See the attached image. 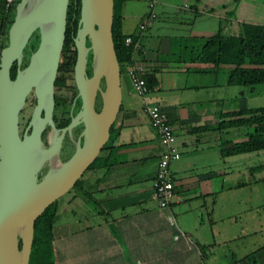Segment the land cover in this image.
<instances>
[{
	"label": "crops",
	"instance_id": "0c3cea01",
	"mask_svg": "<svg viewBox=\"0 0 264 264\" xmlns=\"http://www.w3.org/2000/svg\"><path fill=\"white\" fill-rule=\"evenodd\" d=\"M235 5L242 15L231 12ZM149 13L153 18L137 37ZM117 14L121 34L139 43L138 59L152 85L141 97L126 68L120 73L112 139L99 165L81 178L94 201L77 190L69 211L58 207L53 264H264V215L258 211L264 168L253 169L264 162L246 161L240 171L233 160L225 165L240 154L221 156L219 149L242 139L235 129L217 127L222 113L251 108L236 102L252 92L231 90L229 66L215 70L189 60L217 30L226 35L239 22L264 24V0H125ZM143 102L165 112L180 153L168 163L173 197L164 209L151 191L161 147ZM238 189L244 192L239 200Z\"/></svg>",
	"mask_w": 264,
	"mask_h": 264
},
{
	"label": "water",
	"instance_id": "95a60500",
	"mask_svg": "<svg viewBox=\"0 0 264 264\" xmlns=\"http://www.w3.org/2000/svg\"><path fill=\"white\" fill-rule=\"evenodd\" d=\"M67 4L68 0H18L0 48V264H27L34 220L72 188L93 162L108 139L120 105V69L111 40L112 0H79L72 37V78L79 105L66 126L53 127V83L64 42ZM33 32L36 46L20 68ZM12 64L15 71L10 78ZM29 93L34 105L19 134L18 115ZM77 125L81 130L72 142L71 154L58 160L63 133L70 136V129ZM45 127L49 132L44 146L40 135Z\"/></svg>",
	"mask_w": 264,
	"mask_h": 264
},
{
	"label": "trees",
	"instance_id": "16d2710c",
	"mask_svg": "<svg viewBox=\"0 0 264 264\" xmlns=\"http://www.w3.org/2000/svg\"><path fill=\"white\" fill-rule=\"evenodd\" d=\"M18 0H12L11 6L4 8L5 0H0V37L3 38L1 47L6 42V30L13 16V7ZM125 0H112V23H111V40L116 61L119 65L120 73L123 68L132 64L133 61L139 60V52L133 54V42L124 45V35L119 29V15L117 7ZM79 0H68L66 8V22L64 32V42L61 50V56H64L71 43V35L75 30L76 20L78 17ZM37 42V34L33 32L29 38L26 47L23 49L21 67L25 64L29 52H31ZM28 52V53H27ZM134 55V56H133ZM137 57V59H134ZM191 61L204 64H211L213 69L220 66H229L226 71V83L228 85L240 87L239 94L242 95L244 90L252 92L257 84H264V24H250L239 22L237 30L233 33L222 34L217 30L213 35L206 38L197 53L190 57ZM58 63L57 72H60L65 65ZM15 65L10 68V78H13ZM64 71V69H63ZM60 75L55 76L53 85L60 82ZM150 77L145 74V83L149 89L152 85ZM69 103L64 105L60 97L54 96L53 118L57 109L62 114H67ZM217 127L220 129H235L236 137L242 139L233 143L225 144L220 148L221 156H230L248 152L264 151V106L237 109L228 113H222ZM60 125L67 122V118L60 120ZM112 125L108 130V139L100 149L98 155L85 171L92 170L99 165L100 153L109 147L112 139ZM64 159V157H63ZM264 168V164L256 165L253 169ZM81 178L72 186L73 190H78L86 200L94 201L92 196L81 189ZM69 189V190H70ZM57 201L49 204L33 222L32 241L28 256L27 264H53V254L51 248V229L53 226L56 212L58 209Z\"/></svg>",
	"mask_w": 264,
	"mask_h": 264
},
{
	"label": "built area",
	"instance_id": "2783aa9c",
	"mask_svg": "<svg viewBox=\"0 0 264 264\" xmlns=\"http://www.w3.org/2000/svg\"><path fill=\"white\" fill-rule=\"evenodd\" d=\"M12 0H5L4 8L11 6ZM153 15L149 13L145 20L138 24L136 36L139 37L145 25ZM133 37L125 35L124 45L132 43ZM3 38L0 37V48ZM133 53L140 51L139 43L136 38L133 42ZM125 74L129 78L132 90L135 94L143 96L148 87L145 83L146 69L140 60H135L132 64L125 67ZM142 112L148 118L149 125L156 134L158 145L161 147L160 155L157 158L154 177L151 182L152 195L156 201V206L160 209L168 207L173 197V183L168 169V163L179 158L180 153L175 145V138L171 126L167 123L165 112L154 103L143 102ZM170 220V219H169ZM139 264V263H133Z\"/></svg>",
	"mask_w": 264,
	"mask_h": 264
},
{
	"label": "rangeland",
	"instance_id": "374dc122",
	"mask_svg": "<svg viewBox=\"0 0 264 264\" xmlns=\"http://www.w3.org/2000/svg\"><path fill=\"white\" fill-rule=\"evenodd\" d=\"M230 10H231V12H234V14H236V12H239V15H242V7H238V5L231 7ZM65 22H66V20H65ZM65 56H60L58 63H63L64 60L66 61ZM63 72H64L63 69L60 72L56 71V76L60 75V77H61V79H60L61 84L58 83L56 86L53 85V87H54L53 88V95L60 97L63 100V104L66 105V104L70 103V99L72 96V90H71V81L69 78L65 79L66 73L63 74ZM63 79H65V81ZM234 89L238 90L239 88H238V86H235V87L232 86L231 90H234ZM238 104H240V105L244 104V106H246V107L264 106V84L255 85L254 89L252 91V95L251 94H250V96L247 95L246 97H244L243 100H239L238 102H236L237 106H238ZM33 105H34L33 95H32V93H29V95L25 99L24 106L22 107V109L18 115V125H19L18 130L19 131L22 129V127L26 123V121L30 115V112L32 110ZM60 116H66V114L65 113L62 114V111L60 109H57L55 112V117L59 118ZM64 147H65V150H64V152H65L68 148L65 145H64ZM232 160L234 161V164H235L234 167H236L237 171H240L241 169H243L246 161H249L246 164L249 163L252 166L259 164V162H264V151H262V152H251L249 154H240L239 156L238 155L232 156L231 158H228L226 160L225 165L231 164ZM85 173H86V171H84L82 173L80 178H82ZM262 185H263L262 186V194L264 196V173H263ZM239 190L240 189H238V192L236 193L238 200L241 197H243V195H244V192H240ZM243 190H244V188H243ZM75 193H77L76 190H73V189L68 190L65 194H63L62 196H60L56 199L57 205L58 206L62 205L66 208V211H69L71 209V205H72L71 200L74 198L73 196L75 195ZM258 194H259V192H258ZM254 200H255V197L253 195L252 207H254V205H255ZM263 201H264V197H263ZM258 211L260 214L264 215V202H263V205H261V207L258 208Z\"/></svg>",
	"mask_w": 264,
	"mask_h": 264
},
{
	"label": "flooded vegetation",
	"instance_id": "af4514ba",
	"mask_svg": "<svg viewBox=\"0 0 264 264\" xmlns=\"http://www.w3.org/2000/svg\"><path fill=\"white\" fill-rule=\"evenodd\" d=\"M73 35H74V32L71 35V43H72ZM84 44H85V46H88L87 40H85ZM60 56H61V53H60ZM64 56L66 58V61H65L66 63H65L64 68H63L64 69L63 74L66 73L65 79L69 78L70 81H71L72 96H71V99H70V103H69V107H68L66 116H60L59 118H57V117L53 118L52 117L53 127L55 129H57V130H60L64 126H66V124L69 121V118L74 115V113L77 111L78 105H79V100H78V97L76 96V90H75V87H74V84H73V78H72V68H73L74 57H75V50H74V47H73V43H72V46H70L68 48V50L65 52ZM19 67L22 68L23 66L21 67V64H20ZM85 74H86L87 77L90 75L89 52H87V55H86ZM65 79H63V80L65 81ZM100 85H101V83H100ZM98 103H99L98 95L96 94L95 99H94V108H95V110H97V108H98ZM52 114H53V110H52ZM65 118H67V122L65 124H63V125H60V122H61L60 120H63ZM25 124L22 127V129L19 131V134H21L22 130L25 127ZM18 127H19V125H18ZM80 130H81V125H77V126H75V127L70 129V136H68V134L66 132L63 133V136H62V139H61L60 148H59V153H58V160L63 161L69 156V154H71V152L73 150L72 142L76 139V137H77L78 133L80 132ZM48 132H49V129L47 127H45L43 129V131L41 132V135H40V139H41V141H42L44 146L46 144L45 143V139H46V135L48 134ZM64 145L67 146V148H68L65 152H64V150H65ZM63 157H64V159H63Z\"/></svg>",
	"mask_w": 264,
	"mask_h": 264
}]
</instances>
